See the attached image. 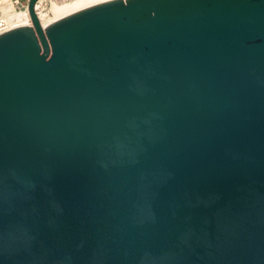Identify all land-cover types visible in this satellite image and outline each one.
<instances>
[{"label":"water","instance_id":"95a60500","mask_svg":"<svg viewBox=\"0 0 264 264\" xmlns=\"http://www.w3.org/2000/svg\"><path fill=\"white\" fill-rule=\"evenodd\" d=\"M0 36V264H264V0H112Z\"/></svg>","mask_w":264,"mask_h":264},{"label":"built area","instance_id":"2783aa9c","mask_svg":"<svg viewBox=\"0 0 264 264\" xmlns=\"http://www.w3.org/2000/svg\"><path fill=\"white\" fill-rule=\"evenodd\" d=\"M73 0H37L34 5V12L42 26L46 30L53 24L45 28L41 22L51 15L52 9L56 5L70 3ZM31 0H0V36L8 31L32 26L33 21L30 13Z\"/></svg>","mask_w":264,"mask_h":264},{"label":"bare ground","instance_id":"6f19581e","mask_svg":"<svg viewBox=\"0 0 264 264\" xmlns=\"http://www.w3.org/2000/svg\"><path fill=\"white\" fill-rule=\"evenodd\" d=\"M108 1L112 0H73L70 3L56 5L52 9L51 15L44 18L41 24L47 28L50 24H55L64 18Z\"/></svg>","mask_w":264,"mask_h":264}]
</instances>
